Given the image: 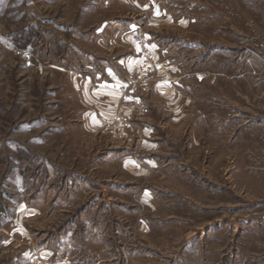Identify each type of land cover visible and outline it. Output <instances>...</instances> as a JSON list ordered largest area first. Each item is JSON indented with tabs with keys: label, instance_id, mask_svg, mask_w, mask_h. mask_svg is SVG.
<instances>
[{
	"label": "rangeland",
	"instance_id": "374dc122",
	"mask_svg": "<svg viewBox=\"0 0 264 264\" xmlns=\"http://www.w3.org/2000/svg\"><path fill=\"white\" fill-rule=\"evenodd\" d=\"M124 1L0 0V264H264V0Z\"/></svg>",
	"mask_w": 264,
	"mask_h": 264
},
{
	"label": "crops",
	"instance_id": "0c3cea01",
	"mask_svg": "<svg viewBox=\"0 0 264 264\" xmlns=\"http://www.w3.org/2000/svg\"><path fill=\"white\" fill-rule=\"evenodd\" d=\"M129 2H130L129 0L124 1V4L128 10H129V4H130ZM132 37L133 36H129V49L133 45H135V43L132 40ZM162 44L163 45H159L156 42H150L149 44L144 46L142 50L143 51L142 55H138L136 58H132L129 52V81L134 72H139V71L140 73L142 72L140 68L143 67L142 68L143 70L146 67L145 62L147 65L152 64L153 70L155 72L157 71L158 79L153 85L150 83L149 87L154 86L155 95L161 98H165V99L172 98V97L176 98L178 96L177 89L173 85L174 84L173 79H176V78L172 75H175L176 71H179L178 69L179 66L178 64H175L174 62H171L168 59L169 57L171 58V55H169L170 46L169 44H167V39L162 41ZM185 46L187 45H184L183 43L182 45H180V47H177V49H175L174 52L182 51L183 49L186 48ZM137 87L138 86L135 85L134 88H137ZM139 90L137 89L130 90L129 88V113H131L132 109L138 108V110H140V107H137V106L138 105L141 106L145 102V98L144 96L140 94L141 91ZM101 261L107 262V264L108 263L111 264L112 259H105Z\"/></svg>",
	"mask_w": 264,
	"mask_h": 264
},
{
	"label": "built area",
	"instance_id": "2783aa9c",
	"mask_svg": "<svg viewBox=\"0 0 264 264\" xmlns=\"http://www.w3.org/2000/svg\"><path fill=\"white\" fill-rule=\"evenodd\" d=\"M132 40H133V42L135 43V44H137V45H140L141 44V39H140V37L138 36V35H133V37H132Z\"/></svg>",
	"mask_w": 264,
	"mask_h": 264
}]
</instances>
